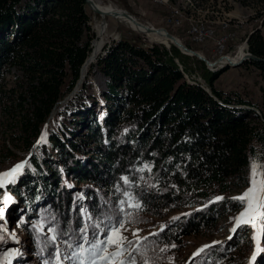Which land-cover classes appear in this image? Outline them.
<instances>
[{
  "label": "trees",
  "instance_id": "trees-1",
  "mask_svg": "<svg viewBox=\"0 0 264 264\" xmlns=\"http://www.w3.org/2000/svg\"><path fill=\"white\" fill-rule=\"evenodd\" d=\"M130 32L132 37L104 45L91 67L106 77L99 95L87 76L65 101L59 126L45 129L92 50V10L86 0H0V120L9 133L0 163L20 157L15 148L31 154L22 174L8 183L24 206L16 202L5 212L10 220L18 217L45 264L63 263L84 225L91 242L96 223L120 220L117 203L126 191L141 204L139 213L172 216L162 230L136 243L139 254L177 246L191 235L210 236L242 206L231 199L233 185L246 181L253 160L264 158V96L255 105L224 92L216 84L224 70H210L174 45ZM247 38L249 50L264 58V37ZM246 64L264 73V61ZM193 65L211 92L188 80ZM2 222L0 254L13 242ZM42 228L61 243L43 235ZM238 237L245 243L238 235L213 253L237 264L230 255L241 246ZM255 264H264V254Z\"/></svg>",
  "mask_w": 264,
  "mask_h": 264
},
{
  "label": "rangeland",
  "instance_id": "rangeland-1",
  "mask_svg": "<svg viewBox=\"0 0 264 264\" xmlns=\"http://www.w3.org/2000/svg\"><path fill=\"white\" fill-rule=\"evenodd\" d=\"M100 1L103 5L111 4L118 9H127L138 20L151 24L154 27H166L169 32H172L179 37L183 43L189 42L192 45V48L197 47L198 51L201 53H208V55L212 58L211 60L219 58L215 50V38L223 32H229V30H231L235 31L237 34V39L232 42V46L229 49V51L232 52V55H236L238 53V47L243 43H246L247 51L249 50L247 37L250 34H261L264 37V0H168V2H158L152 0ZM173 6L178 8V13H180L179 23H172L168 21V16ZM97 21L102 24H107V30L104 33L103 45L99 54L103 51L104 45L109 44L112 41H116L121 37L129 38L133 35V33L130 32V29L132 28L129 26L118 22L111 16H103L98 12L92 11V28L95 32L92 40V49H94V42L97 39V33L95 30ZM226 22L229 23V26L225 27ZM191 24H206L207 26L212 27L215 29L214 38L208 40L204 44L192 41L188 35V29L191 27ZM133 31H135L134 36L141 35V37H144L147 41H153L143 33L134 29ZM96 59L93 63L96 62ZM93 63L91 64V67ZM193 67L195 68V71H193L191 75L187 74L188 80L195 83L207 84L201 76V69L197 65H193ZM218 70H224L216 82L217 86L223 89L224 92H233V94L238 93L245 100L252 101L255 105L258 100L264 96V73L255 65H229L215 71ZM11 75V72L6 73L7 80L11 78ZM87 76L88 85H90L92 91L98 96L99 90L106 87V77L97 67L90 68ZM82 85L83 84L79 85L78 88L80 89ZM64 105L65 102L61 101L60 105L57 106L51 113V116H53H50L47 124V126H50V129L57 128L59 126ZM258 110L260 111V109ZM1 122L2 120H0V157H2L4 152L3 140H6L8 138L6 135L9 134L5 130L1 129ZM45 129H47V127ZM15 150L18 152L17 155L20 157L16 159L15 157L5 159L2 163H0V173L10 170L16 164L27 160L31 155L29 151H25L21 148H15ZM32 152L33 151H31V153ZM253 162L264 166L263 157L259 156L256 160H253L248 168V178L246 181L238 180V183L233 185V189L230 193L233 197L241 195L250 186L251 166ZM145 165H147V167H145ZM143 169L149 171L150 165L144 164ZM261 171H264V167L261 168ZM1 189H3V192L1 194L0 207L4 209L7 207L9 209V207L11 205L13 206L16 202L19 206H24L23 202H18V200H15L12 197L8 184L6 187H1ZM127 192L128 191L123 193L121 199L117 203V212L121 215V218H119L120 220L118 221L124 223V227L120 230L122 235L127 237L128 240L133 241V245L129 251H131L132 256L135 257L136 264H145V260H148L149 264H230L229 262L233 264V260H228L227 257L220 258L213 252H215L214 248L216 246L232 241L238 235H241L242 238L245 236L246 240L244 243L243 240L238 237L241 239L239 240L241 241V246L236 251L233 248L231 249L232 254L230 256L237 264H243L245 261L247 262V258H250L248 264H255V261L262 257V254H264L263 232H261L259 237H257L256 227L250 224L242 223L240 227L236 229L235 233L231 231V229L235 226L234 218L237 217L241 211H243L242 206L236 213L231 214L224 221L219 222L220 228L214 231L210 236L204 234L191 235L186 237L183 242L177 244L175 247H171V245H161L155 254H148L146 256L139 254L138 250H132L136 248V243L142 241L143 238H147L153 233L162 230V227L172 218V216L171 214H165L163 217H155L150 214L139 213V208L131 206L133 203L137 202L135 201L133 195H130ZM5 196H10L11 202H6L4 200ZM129 197L132 199L130 200ZM182 212L187 213L188 211ZM1 220L3 221L2 224H4L2 232L8 231L11 239L13 240V242L7 244L3 253L10 249L17 250V254L11 257V264H45L43 256L37 250V247L34 243H31L30 238L24 235V231L22 230L20 223H18V217L16 216L14 220H10V217H7L6 211L4 212ZM108 224L109 223L105 224L104 221L99 223L100 228H105ZM257 224L263 226L264 219L257 220ZM42 232L43 235L50 236L51 238L55 236V239L52 240L56 245L61 243V240L59 239L60 237L55 234L52 235L46 228H42ZM95 238L103 239V236ZM252 238H254L255 243L252 244L250 249H248L246 243H248L247 241L252 242ZM205 245H210V247L205 248L204 251L200 252L198 255H194ZM165 247H167L166 251H160ZM74 249L75 248L70 249V251L67 252L69 253L68 256L71 255ZM114 250L115 249L112 247L109 248V251ZM3 253L0 254V259L3 258ZM125 255H127V253H125ZM253 255L256 256L255 261L252 260ZM25 260L27 261L24 262ZM66 260H64L63 263L58 261V263L73 264L72 260Z\"/></svg>",
  "mask_w": 264,
  "mask_h": 264
},
{
  "label": "snow or ice",
  "instance_id": "snow-or-ice-1",
  "mask_svg": "<svg viewBox=\"0 0 264 264\" xmlns=\"http://www.w3.org/2000/svg\"><path fill=\"white\" fill-rule=\"evenodd\" d=\"M44 140V137H41ZM28 165V161H23L16 164L10 170L0 173V187H6L8 183H14L19 174H22V170ZM147 167V165H145ZM264 166L258 165L253 162L251 166L250 186L239 196L232 197L233 200L241 202L243 211L234 218L235 226L231 229L233 233L236 229L243 224H250L257 229V237L264 231V226L258 225L257 220L264 219V171L261 168ZM125 183H128V178H122ZM130 200L132 199L129 197ZM216 200H222L224 197H216ZM6 202H11L10 196H5ZM135 208H140L141 204L133 203L131 205ZM5 209L0 207V218L3 217ZM91 219V217H89ZM176 219V218H173ZM87 225L80 228V242L76 244L75 249L70 256H66V259L73 261V264H136L135 257L132 256V252L129 249L133 245V241L128 240L121 233V229L124 227L123 222L109 223L105 228H100L99 223H96L94 227L98 229V232L94 236H103V239L95 238L93 241H88V237L85 234L87 232ZM231 238V237H229ZM55 239V236L52 237ZM143 239H147L146 237ZM126 242V244H125ZM219 243V242H214ZM84 244H89V247H84ZM72 247V245H69ZM112 247L115 250L109 251ZM175 247V245H171ZM210 245H205L197 251L194 255H198L203 252L205 248ZM138 250L137 248L132 249ZM167 247L162 248L160 251H166ZM127 253V255H125ZM17 254V250L10 249L3 253V258L0 259V264H11V257ZM256 256L253 255L252 260L255 261ZM145 264H149L148 260H145Z\"/></svg>",
  "mask_w": 264,
  "mask_h": 264
},
{
  "label": "bare ground",
  "instance_id": "bare-ground-1",
  "mask_svg": "<svg viewBox=\"0 0 264 264\" xmlns=\"http://www.w3.org/2000/svg\"><path fill=\"white\" fill-rule=\"evenodd\" d=\"M93 6L96 9L95 12H98L103 16L113 17L118 22L123 23V24L129 26L130 28L140 32V33H143L144 35H146L149 39H151L153 41L162 42L166 45H171V39L167 35L165 30H162L161 32H159V31L158 32H155V31L148 32L146 30V27L143 24H138L137 22L132 20L129 16L125 15L122 10L115 8L111 4L103 5L100 0H93ZM136 21H138V19ZM225 24H229V23L226 22ZM95 30L97 33V39L94 42V49L91 50L88 57L86 58L87 60L83 64V70H82L83 76L81 77L82 80H81L79 85L84 83L85 78L90 71L91 64L95 61L97 55L99 54V52L102 48L103 37H104L105 31L107 30V24H102L99 21H97L96 25H95ZM236 39H237V36H233L232 42ZM246 54H247V45H246V43H243L238 47V53L236 55H232V54L227 55L223 58L222 62L238 63L241 60V58L243 56H245Z\"/></svg>",
  "mask_w": 264,
  "mask_h": 264
},
{
  "label": "water",
  "instance_id": "water-1",
  "mask_svg": "<svg viewBox=\"0 0 264 264\" xmlns=\"http://www.w3.org/2000/svg\"><path fill=\"white\" fill-rule=\"evenodd\" d=\"M87 2V5L89 6V8L95 12L96 9L94 8L93 6V0H86ZM120 10H122L124 12L125 15L129 16L132 20H134L135 22H137L138 24H143L145 27H146V30L148 32H151V31H155V32H161L162 30H165L167 35L170 37L171 39V44L174 45L175 47H177L182 53L186 54V55H189L191 57H195L197 59H199L200 61L204 62L206 64V66L210 69V70H217L219 68H223L225 66H229V65H233V66H236V65H241L243 64L246 60H255V61H264V58L263 57H260L256 54H254L253 52H251L250 50L247 51V54L245 56H243L241 58V60L238 62V63H230V62H222L223 60V57H219L215 60H211L209 59L205 54L201 53L200 51L192 48L191 46H188L187 44L183 43L179 37H177L175 34H173L172 32H169L166 27H153V25L151 24H148L146 22H143V21H136L137 19L135 18V16H133V14L127 10V9H124V8H119ZM117 10V9H116ZM154 42H157V41H154ZM158 43H162V42H158ZM247 43H248V40H247ZM168 47L171 46V45H167ZM83 67V65H82ZM82 68H81V75H80V78L75 86V88L64 98V100H62L63 102H65L67 99H70L72 98L75 93L78 91V86L82 80ZM203 87H205V89L209 92H211L210 90V87L205 84V83H202L201 84ZM259 113L261 114V112L259 111ZM48 124V122H47ZM47 124H46V127H47ZM45 127V128H46Z\"/></svg>",
  "mask_w": 264,
  "mask_h": 264
},
{
  "label": "built area",
  "instance_id": "built-area-1",
  "mask_svg": "<svg viewBox=\"0 0 264 264\" xmlns=\"http://www.w3.org/2000/svg\"><path fill=\"white\" fill-rule=\"evenodd\" d=\"M158 2H168V0H152ZM179 14L178 8L175 6L172 7L170 11L168 21L172 23H179ZM171 15V16H170ZM229 24H225V27ZM188 35L192 41L196 43H206L208 40L214 38L215 29L210 26L205 25H194L191 24V27L188 29ZM237 36L235 31L229 30V32H223L215 38V50L219 57H225L231 55L232 52L229 51L232 46V37ZM200 79V78H199Z\"/></svg>",
  "mask_w": 264,
  "mask_h": 264
}]
</instances>
